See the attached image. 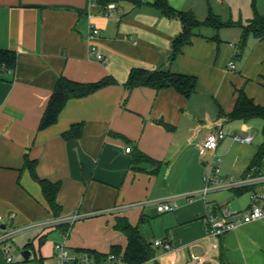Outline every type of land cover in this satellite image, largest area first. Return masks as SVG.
Instances as JSON below:
<instances>
[{
    "label": "crops",
    "instance_id": "crops-1",
    "mask_svg": "<svg viewBox=\"0 0 264 264\" xmlns=\"http://www.w3.org/2000/svg\"><path fill=\"white\" fill-rule=\"evenodd\" d=\"M107 1L118 7L110 18L102 14ZM139 1L141 5L133 0H0V49L16 53L12 70L0 68L2 225L14 231L11 240L21 251L31 250L28 260L21 256L22 264H53L56 242H65L71 253L88 249L106 254L113 245L123 252L127 240L113 227L116 216L138 224L148 242L169 240L179 248L174 259L154 245V257L145 264H187L192 256L202 264H264V217L218 237L206 235L205 219L216 206L247 209L251 192L263 191L264 183L248 190L244 202L236 187L222 188L232 194L221 199L203 197L199 192L208 161L199 154L206 151L198 149L209 132L221 127L226 136L208 155L210 160L226 158L229 163L220 176L236 174L234 179L241 178L257 151L251 145L252 119L228 120L223 114L232 110L238 89L264 104V38L249 35L243 47L237 45L239 24L254 13L264 14V0H166L199 21L215 16L233 23L197 28L173 61L170 44L182 30L180 20L164 15L154 0ZM92 27L99 34L89 39ZM91 46L104 61L90 52ZM230 60L234 70L227 67ZM134 67L194 76L195 92L185 98L173 88L128 91L123 83ZM59 75L78 82L112 76L117 83L69 99L56 123L38 130ZM79 122L78 137H62ZM233 135L252 139L237 142ZM233 142L239 144L232 148ZM24 155L37 161L39 177L60 182L58 217L23 167ZM159 201L175 202L177 208L159 212L155 207L149 215V207ZM140 216L145 217L142 223ZM60 223L67 228H59ZM11 251L14 259L12 246ZM14 262L20 264L16 258ZM0 264H9L1 247Z\"/></svg>",
    "mask_w": 264,
    "mask_h": 264
},
{
    "label": "trees",
    "instance_id": "trees-1",
    "mask_svg": "<svg viewBox=\"0 0 264 264\" xmlns=\"http://www.w3.org/2000/svg\"><path fill=\"white\" fill-rule=\"evenodd\" d=\"M134 4L141 5L139 0H133ZM154 6L157 7L164 15L168 17H176L180 20L182 25L181 32L175 36L170 44L171 54L170 61H173L178 54L182 52L185 45L191 43V39L194 35V31L203 25L230 26L232 22H221L217 17L210 16L203 21L197 20L190 12L177 11L170 7L166 0H154ZM241 27V36L238 46L243 47L249 35H253L255 38H264V14L254 13L252 19L245 24H239ZM16 62V53L13 50L0 49V68L5 70H12ZM117 81L112 76L103 77L97 81L92 82H78L70 80L63 75H59L55 81L54 87L48 97L45 109L38 123V130H43L57 121L58 114L63 109L64 105L69 99L82 98L88 96L95 91L116 84ZM264 86V78L261 81ZM123 86L128 90H132L136 87H149L155 90L164 88H173L185 98H189L196 88V77L173 73L164 69H146L142 67L131 68L128 76L123 83ZM228 120H250L253 118H259L262 120L261 134L262 141L257 147V151L253 156L250 164L248 165L246 172H259L264 170V104L260 105L254 102L253 98L246 95L243 89L236 91V99L234 106L230 112L223 114ZM160 124L169 128L170 126L163 121H159ZM82 123H74L69 129L62 133V137L65 139L78 137L81 134ZM142 158L151 160L149 157L141 154ZM23 167L28 169L31 177L40 185L42 195L48 205V208L52 212L54 217H58L61 213V205L57 201V194L60 189L59 181H51L46 178H41L36 173L37 161L35 159L28 158L24 155ZM254 186H242L234 188L236 195L254 189ZM145 221L144 216H140L139 223ZM59 228L65 230L67 228L66 223H60ZM114 229L123 233L126 237L127 243L123 250L118 245H113L109 252L123 255V260L126 264H145L147 261L154 257V242H148L141 234L138 224H131L124 216H116L113 224ZM31 243H28L26 247H30ZM89 254H92L96 258L102 257L105 254L95 252L93 250H84ZM220 264H226L221 262Z\"/></svg>",
    "mask_w": 264,
    "mask_h": 264
},
{
    "label": "built area",
    "instance_id": "built-area-1",
    "mask_svg": "<svg viewBox=\"0 0 264 264\" xmlns=\"http://www.w3.org/2000/svg\"><path fill=\"white\" fill-rule=\"evenodd\" d=\"M96 2L92 1L91 5H95ZM118 10L117 5L113 1H107L103 4L102 14L104 17H112L114 11ZM99 34L97 28H90L88 38L92 39ZM90 52L95 57L104 61L103 56L95 51L94 46L90 47ZM229 70L235 69V63L230 60L227 63ZM226 136V133L221 127L209 132L203 141L198 144V149L203 151H214L218 146L219 142ZM234 141L249 143L252 139L251 135L241 136L233 135ZM130 147H126L125 151L129 152ZM222 159L219 156H215L207 166V170L203 175L204 186L199 192L203 197L214 189H222L229 187H242V186H257L264 183V170L258 174L255 172H246L241 178L234 179L232 176L222 177L220 176V166ZM264 190L263 191H252L250 196V203L247 209L243 211H230L226 205L216 206L210 209L205 214L206 219V235L218 237L225 233L235 231L239 226L247 224L253 221L260 220L264 217ZM177 208V204L171 201H159L157 202L156 209L159 212L173 211ZM2 217L0 216V226L2 225ZM0 235V247L3 256L9 264H15L11 246L9 244V238L12 236L14 231H7L6 228L1 229ZM66 237V234H64ZM155 246L160 247L166 253L172 254L174 259L177 257L178 247H174L172 242L169 240H156ZM54 263L53 264H126L123 260L121 253L115 254L112 252L106 253L104 256L96 258L92 254L86 251L71 253L65 244V242H56L54 244ZM187 264H202L198 256H192Z\"/></svg>",
    "mask_w": 264,
    "mask_h": 264
},
{
    "label": "rangeland",
    "instance_id": "rangeland-1",
    "mask_svg": "<svg viewBox=\"0 0 264 264\" xmlns=\"http://www.w3.org/2000/svg\"><path fill=\"white\" fill-rule=\"evenodd\" d=\"M227 40H229V41H232V40H230V39H227ZM239 44V41H237V45ZM249 124H251V126H252V128H253V130H251L252 132L251 133H253L254 134V139H253V141L251 142V145L252 146H259L260 145V143H261V141H262V134H261V125H262V121H261V119H257V118H254V119H252V121H250L249 122ZM236 132H238L237 134H239V132H241L240 131V129L238 128L237 130H236ZM233 145H231L232 146V148H234L235 147V145H237V144H239V143H237V142H233L232 143ZM208 152L209 151H206V152H204L203 154L202 153H199L200 154V157H202L201 159H202V161H208V164H209V162L211 161L210 160V156L208 155ZM221 159H223V161H222V163H221V171H224V169L226 168V166H228V163H229V161H228V163H227V159L226 158H221ZM228 160H229V158H228ZM200 162H201V160H200ZM207 167V166H206ZM206 170H207V168H206ZM222 173V172H221ZM234 175V174H233ZM230 176V175H229ZM238 178V176H236V174L233 176V178ZM226 192H228V193H230V194H232V192H231V190H226V189H214V190H212V191H210V192H208L207 193V196L209 195H215L216 197H218V199H221V198H224V193H226ZM248 191L247 192H245V193H243V194H241V195H239V196H237V197H239V198H241V202H244L246 199H248ZM237 197H235V198H237ZM155 207H156V205H153V207L152 206H150L149 207V212H148V214L149 215H151L152 216V214H150V213H152L154 210H155ZM147 224H145V226H146ZM151 225H153V223H151ZM141 228H143L144 226H143V224H141V226H140ZM147 228H149V226L147 225ZM148 231H149V237L151 238V240H152V238H153V236H152V233H151V230L150 229H148ZM151 233V234H150ZM11 238L12 237H10L9 238V244H11V246H12V248H13V253H14V255H15V258L20 262V264H22V262H21V254H20V252H21V250H20V248L22 247V246H20V244H15V243H13V240H11ZM156 248V247H155ZM14 258V259H15ZM15 262H17V261H15Z\"/></svg>",
    "mask_w": 264,
    "mask_h": 264
},
{
    "label": "water",
    "instance_id": "water-1",
    "mask_svg": "<svg viewBox=\"0 0 264 264\" xmlns=\"http://www.w3.org/2000/svg\"><path fill=\"white\" fill-rule=\"evenodd\" d=\"M1 228H5V226L2 225ZM20 254L24 260H28L30 257V254H31V250L30 249H24L20 252Z\"/></svg>",
    "mask_w": 264,
    "mask_h": 264
}]
</instances>
